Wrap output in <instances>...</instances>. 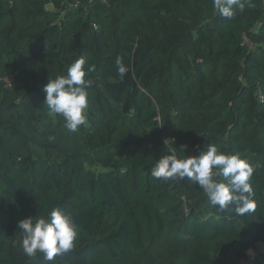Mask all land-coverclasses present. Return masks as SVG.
<instances>
[{"label":"trees","instance_id":"obj_1","mask_svg":"<svg viewBox=\"0 0 264 264\" xmlns=\"http://www.w3.org/2000/svg\"><path fill=\"white\" fill-rule=\"evenodd\" d=\"M242 3L228 19L213 0H0V264H136L155 250L159 264L171 256V264H264V0ZM142 16L173 19L182 31L133 32ZM194 34L208 61L228 66L221 89L235 86L198 121L171 80ZM192 52L203 82L204 59ZM81 56L95 70L86 77L88 124L73 133L48 111L43 87ZM86 138L122 157L101 149L96 163L82 151ZM209 144L256 166L254 213L221 212L187 178L151 176L162 156H198ZM53 208L74 218L73 249L53 261L28 257L18 223Z\"/></svg>","mask_w":264,"mask_h":264},{"label":"clouds","instance_id":"obj_2","mask_svg":"<svg viewBox=\"0 0 264 264\" xmlns=\"http://www.w3.org/2000/svg\"><path fill=\"white\" fill-rule=\"evenodd\" d=\"M213 7L220 16L231 19L234 7L242 11V0H213ZM117 70L123 77L128 69L120 57L116 58ZM83 56L75 60L66 75L48 80L43 87L44 104L51 114L61 115L63 126L70 132H77L88 124V92L90 80L86 77L94 66L85 68ZM199 147V146H198ZM255 165L238 154H225L217 145L209 144L198 156L177 157L164 155L151 169V176L157 180L183 181L187 178L203 190L208 202L221 212L231 210L237 216L254 213L257 209L255 190L251 178ZM22 230V249L28 257L39 252L47 261L69 252L78 238L77 225L71 213L53 208L47 217H28L18 223Z\"/></svg>","mask_w":264,"mask_h":264},{"label":"rangeland","instance_id":"obj_3","mask_svg":"<svg viewBox=\"0 0 264 264\" xmlns=\"http://www.w3.org/2000/svg\"><path fill=\"white\" fill-rule=\"evenodd\" d=\"M49 10L52 11H61L63 14L66 10L62 8L51 5ZM199 11V10H197ZM177 20H183L192 26L194 30L197 28V24L190 21L185 15H180ZM134 24L132 25L131 30L138 31L139 27H153L154 29L159 28L161 25H168L173 31H182L180 28H177L173 24V19L165 18L160 16L154 20H148L144 16L134 19ZM193 47H189V50H185L180 53V56L177 60V64L172 66L171 80L175 84L178 94L181 95L185 107V111L188 115L189 120H202L209 115L210 106L216 103H223L230 95H233L235 86H231L227 90H222L223 78L227 71V64L222 62L219 65H215L210 60L208 61V48L197 39V35L194 34L191 39ZM197 50L199 57L204 59L203 65H200V71L203 74V82L200 81L199 76L194 70L195 61L194 54L192 51ZM8 86L11 85V80H6ZM187 84L188 87H187ZM244 123H247L246 121ZM259 139L264 146V136L260 135ZM71 141L73 144V139L66 137L65 142ZM82 151L87 153L96 163H101L103 161V154L101 149L111 152L115 157H122V154H119L118 151L113 150V146L109 143H102V140L99 138H86L83 140ZM264 250V247L261 246ZM253 253L249 252V257H252ZM176 256H171L170 263H173ZM164 259V255L159 253L158 250L153 251L147 257L143 258L141 262L136 264H159Z\"/></svg>","mask_w":264,"mask_h":264}]
</instances>
